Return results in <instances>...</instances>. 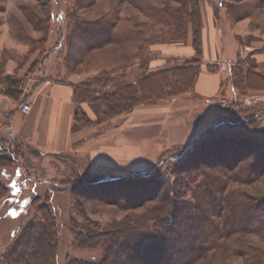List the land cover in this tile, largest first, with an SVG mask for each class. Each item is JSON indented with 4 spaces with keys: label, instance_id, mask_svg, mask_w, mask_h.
Returning a JSON list of instances; mask_svg holds the SVG:
<instances>
[{
    "label": "rangeland",
    "instance_id": "rangeland-1",
    "mask_svg": "<svg viewBox=\"0 0 264 264\" xmlns=\"http://www.w3.org/2000/svg\"><path fill=\"white\" fill-rule=\"evenodd\" d=\"M140 1L158 9L180 7L177 0ZM208 6L214 10L218 23L245 22V31H240L238 37L235 35V40L229 44L234 52L233 66L249 69L252 78L264 86V0H201V7ZM108 16L117 19L115 32L119 35L129 30L136 20L139 24L149 22L148 32L153 27L158 30V35L161 31L162 25L156 24L155 19L145 17L130 0H0V74L6 71L13 59L11 67L15 70L10 78L18 82L19 98L26 100L47 79L64 81L69 77H86L82 82H93L99 76L107 79L105 74L112 77L121 73L118 65L126 56L124 53L129 51L127 45H109L81 55L79 42H70L77 17L94 21L104 20ZM190 27L191 24L187 26V35ZM8 37L20 44L8 46ZM162 39L152 44L171 43ZM153 45L145 44L144 47L152 54ZM70 52L78 61L77 65L68 61ZM169 65L173 64L169 62ZM133 67L127 68V71L136 77L140 69L134 70ZM235 85L242 89L236 83L232 88ZM94 88L99 92L107 91L101 85ZM253 93L248 87L245 90L233 88L232 93L223 96L216 109L211 111L208 121H202L200 128L195 129L184 144L169 148L152 166L158 183L149 181L150 184L145 187L137 186L135 182L120 184L125 186L121 189L124 196L136 198L138 204L143 206L135 209L124 207L125 202L119 200V185L110 186V189L84 186L83 179L90 170L81 169L72 157L48 155L22 142L13 141L9 136L0 135V157L8 159L0 161V190L5 188L3 196H0V264H8L5 257L25 236L27 226L45 224L41 213L43 206L47 207L45 212L53 215L56 222L52 236L56 243L53 264H68L71 259L98 261L102 258L104 252L101 247L92 248L83 242L90 233L105 236L127 216L140 215L144 209L164 198L173 204L194 203L201 178L196 176L192 179L189 174L204 172L223 178L222 172L226 174L231 170L235 177L255 166L252 175H243L242 182L230 184L228 190L242 191L254 199L264 198V105L246 102ZM171 99L169 97L168 100ZM220 118L222 121L246 118L247 122L232 128L231 134L234 137L246 134L253 144L237 137V141L227 145L218 143L204 148L214 160L227 158L224 165L219 164L221 160H216L218 165L210 167L209 161L188 157L189 151L208 140L209 137L202 134L208 128L216 125L229 132V127ZM79 119L81 123L84 121L81 116ZM103 168L91 172L102 175V172H106ZM114 174L117 175V172ZM150 198L152 200L147 201ZM257 249L263 253L261 264H264L262 235L242 233L231 239L219 240L215 251L216 264H254L251 257Z\"/></svg>",
    "mask_w": 264,
    "mask_h": 264
},
{
    "label": "trees",
    "instance_id": "trees-1",
    "mask_svg": "<svg viewBox=\"0 0 264 264\" xmlns=\"http://www.w3.org/2000/svg\"><path fill=\"white\" fill-rule=\"evenodd\" d=\"M130 1L139 8L145 17L150 20L155 19L156 24L162 25L159 35L156 33L158 30L154 27L151 32H148L149 22L145 21L139 24L136 19V22L134 21L132 24V29L130 28L122 35L115 32L118 23L117 19H113L115 17L112 16H108L104 20L92 21L80 17L74 20L70 42L71 44L75 41L79 42V54L85 55L109 45L123 44L127 45L126 47L129 49L124 53L126 56L121 64L118 65L120 68L117 67L122 70L121 73L112 77L105 74L108 76L107 79L99 76L93 82L86 81L74 85L76 101L89 103L97 117V122L129 113L139 105L154 104L168 100L169 97L174 98L188 93L193 90L199 76V63L203 55L201 0H177L180 4L177 9L168 6L158 9L151 4L144 5L140 0ZM30 18L32 22H35L32 17ZM189 24L192 26L194 36L195 62L186 61L174 65H169L168 62L162 67L151 68L152 54L144 45L151 46L161 38L167 42L183 41L186 39ZM153 25L155 26V24ZM163 28L166 29L162 30ZM68 61L78 64L71 52ZM135 65H138L140 69V73L136 77L127 71V68ZM115 68H113L114 71ZM235 69L234 82L242 89L236 85L235 88L237 90L249 88L252 76L250 70L248 69L244 73L240 66ZM4 81L7 83L4 94L18 98L20 95L18 82L13 81L10 77L4 78ZM95 85L96 87L101 85L102 89L107 91L99 92L94 88ZM80 111H82L81 107L77 109L76 119L81 123L79 119L81 116L84 120L83 125L90 124L86 113L82 111L80 115ZM220 119L229 127V132L221 130L216 125L208 128L202 133L203 136L209 137L208 140L193 151H189L188 157L195 158L197 161H209L207 163L212 165L210 167L218 165L216 160H221L218 163L224 165L227 163V158H215L214 160L204 148L207 149L209 145L214 146L218 143L227 145L234 140L237 141V137L243 142L253 144L246 134L237 137L231 134L232 128H237L243 122H247L246 118H235L229 121ZM219 129L223 132L227 131V133H223ZM253 141L256 142V140ZM5 159L0 157V161ZM3 168L8 167L3 166ZM151 169L152 167L146 171L119 175L111 173L100 175L87 172L88 176L83 179V185L109 189L110 186L119 185L120 187L118 186L119 189H117L119 190V200L125 202L124 207L135 209L143 206L141 203L138 204L136 198L130 199L124 196V191L122 192L121 189L125 186L121 185L122 183L132 184L135 182V185L145 187L150 184L149 181H153L154 184L158 183L157 177L154 175L155 170ZM255 170L256 167L251 166L245 171L246 173L237 174L235 177L231 170H227L226 174L222 172L223 178L207 175L204 172H198L196 175L189 174L192 179L196 176L201 178L198 185L199 192H197L194 203L181 202L178 205L170 202L168 198H164L152 207L144 209L140 215L127 216L105 236L90 233L83 239V242L92 248L101 247L104 252L102 258L98 261L71 259L68 264H199L200 262L216 264L215 251H217L219 240L231 239L242 233L260 234L264 237V198L254 199L242 191L228 190L230 184L241 183L243 175H252ZM182 173L187 172L183 171ZM4 191L5 188L3 191L0 190V196H3ZM150 200L152 198L147 201ZM46 208L45 206L41 208L45 224L26 227L25 236L16 244V248L5 257L8 264H53L56 243L52 236L56 222L53 215L45 212ZM262 255V251L257 249L251 257L252 262L261 264Z\"/></svg>",
    "mask_w": 264,
    "mask_h": 264
},
{
    "label": "crops",
    "instance_id": "crops-1",
    "mask_svg": "<svg viewBox=\"0 0 264 264\" xmlns=\"http://www.w3.org/2000/svg\"><path fill=\"white\" fill-rule=\"evenodd\" d=\"M202 16L203 55L192 91L171 100L139 105L129 113L97 122L89 104L78 103L74 97V85L86 77H69L64 81L47 79L26 100L5 95L7 83L2 77L13 74L12 59L6 71L0 74V135L48 155L72 157L81 169L90 172L100 170V167L111 174L148 170L169 148L184 144L193 131L200 128L202 121H208L218 101L236 89L232 88L236 67L233 66L234 52L229 44L235 40V35H241L245 22L218 23L209 6L202 7ZM9 37L8 46L20 44ZM151 51L150 67L153 69L168 62L173 65L195 62L192 28L185 40L156 44ZM133 68L139 67L135 65ZM242 69L244 73L248 70ZM257 81L251 76L248 90L254 93L263 91L264 86ZM25 103L31 106L27 114L21 110ZM79 107L86 113L90 124L83 125L76 119Z\"/></svg>",
    "mask_w": 264,
    "mask_h": 264
},
{
    "label": "built area",
    "instance_id": "built-area-1",
    "mask_svg": "<svg viewBox=\"0 0 264 264\" xmlns=\"http://www.w3.org/2000/svg\"><path fill=\"white\" fill-rule=\"evenodd\" d=\"M223 67L225 68L226 66H223ZM246 102L248 104H256V105L264 104V91L257 92V93H254V94H250L247 97ZM21 110H22V112H24L26 114L29 113L30 110H31L30 104H28V103L23 104L22 107H21Z\"/></svg>",
    "mask_w": 264,
    "mask_h": 264
},
{
    "label": "water",
    "instance_id": "water-1",
    "mask_svg": "<svg viewBox=\"0 0 264 264\" xmlns=\"http://www.w3.org/2000/svg\"><path fill=\"white\" fill-rule=\"evenodd\" d=\"M146 171V170H145ZM93 173H95V172H93ZM103 173V172H102ZM104 173H108V172H104ZM97 174V173H96Z\"/></svg>",
    "mask_w": 264,
    "mask_h": 264
}]
</instances>
